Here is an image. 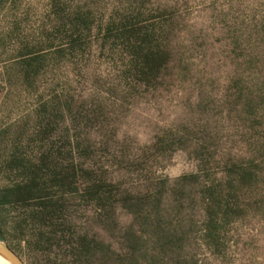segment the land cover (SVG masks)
I'll list each match as a JSON object with an SVG mask.
<instances>
[{
  "label": "rangeland",
  "instance_id": "1",
  "mask_svg": "<svg viewBox=\"0 0 264 264\" xmlns=\"http://www.w3.org/2000/svg\"><path fill=\"white\" fill-rule=\"evenodd\" d=\"M121 22L166 31L178 65L167 85L147 91L124 78L113 41ZM33 56L41 61L27 78ZM242 86L264 116V0H2L0 189L21 179L8 165L13 153L38 161L48 150L52 165L73 159L137 190L149 176L173 181L196 172L193 151L201 145L247 159L264 145V132L242 118ZM49 122L52 130L42 138ZM170 130L183 134L185 144L154 159L146 146ZM50 191L63 203L54 224L27 222L15 232V222L31 209L8 207L2 241L21 264H101L75 261L73 244L88 235L118 246V232L103 229L93 203L54 186ZM183 214L201 219L195 199H187ZM117 219L125 228L132 216L118 208ZM186 250L204 264H264V208L250 207L232 222L220 252L196 239Z\"/></svg>",
  "mask_w": 264,
  "mask_h": 264
},
{
  "label": "trees",
  "instance_id": "2",
  "mask_svg": "<svg viewBox=\"0 0 264 264\" xmlns=\"http://www.w3.org/2000/svg\"><path fill=\"white\" fill-rule=\"evenodd\" d=\"M165 32L156 25L139 23L128 26L121 22L117 28L113 41L119 42L122 73L134 86L150 91L167 85L166 77L178 68L174 50L165 41ZM105 43L106 39L103 45ZM40 61V56L26 61L27 78L38 68ZM243 88H238L245 107H241L242 118L251 126L258 124L264 132V116L257 115L258 99ZM41 111L45 112L44 107ZM51 130L49 122L42 130V138ZM185 140L183 134L165 131L157 135L146 149L157 159L170 156L185 144ZM73 143L79 145L78 139H73ZM72 151L73 147L69 153ZM193 155L200 162L196 172L182 174L173 181L167 177L149 176L143 188L137 190L122 181L113 180L102 169L84 167L73 159L65 165H52L51 151L48 150L41 153L38 161L13 153L8 165L18 169L21 179L0 189V239H6L3 212L8 207L31 209L15 222V232L22 233L27 222L54 224L63 206L61 198L52 197L50 190L54 186L62 194L80 196L93 203L98 209V220L103 229L110 232L116 230L119 234L118 246L94 236H79L71 250L75 261L84 263L97 259L101 264H204L197 256L186 253L192 239L199 240L213 252H220L228 226L244 216L250 207L264 208V192L260 190L264 182V145H260L255 154L247 159L225 156V153L207 145L195 148ZM170 195L172 201L167 203ZM188 198L195 199L199 204V221L187 219L183 214ZM118 208L132 216L131 223L125 228L119 227Z\"/></svg>",
  "mask_w": 264,
  "mask_h": 264
},
{
  "label": "water",
  "instance_id": "3",
  "mask_svg": "<svg viewBox=\"0 0 264 264\" xmlns=\"http://www.w3.org/2000/svg\"><path fill=\"white\" fill-rule=\"evenodd\" d=\"M0 255L7 259L11 264H21V261L15 251L0 239Z\"/></svg>",
  "mask_w": 264,
  "mask_h": 264
},
{
  "label": "bare ground",
  "instance_id": "4",
  "mask_svg": "<svg viewBox=\"0 0 264 264\" xmlns=\"http://www.w3.org/2000/svg\"><path fill=\"white\" fill-rule=\"evenodd\" d=\"M0 264H11V263L0 255Z\"/></svg>",
  "mask_w": 264,
  "mask_h": 264
}]
</instances>
